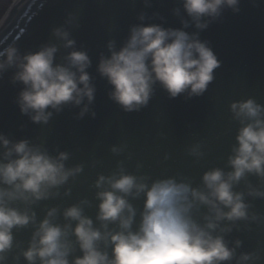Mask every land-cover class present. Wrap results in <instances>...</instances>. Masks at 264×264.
Instances as JSON below:
<instances>
[{"label":"clouds","instance_id":"clouds-1","mask_svg":"<svg viewBox=\"0 0 264 264\" xmlns=\"http://www.w3.org/2000/svg\"><path fill=\"white\" fill-rule=\"evenodd\" d=\"M141 2L151 7V0ZM175 2L170 11L179 28L146 23L164 18L141 10L123 41L108 39L107 55L98 54L95 71L109 86L108 99L123 112L147 107L157 87L169 99L199 97L215 78L220 61L199 34L225 10L238 13L240 0ZM77 27L76 14L67 12L51 29L58 43L21 53L15 40L7 46L0 41V76L12 70L9 82L22 85L14 103L33 124L47 125L67 106L79 109L74 119L96 116V87L87 71L92 61L72 36ZM189 27L194 31H185ZM60 49L65 52L58 60ZM228 111L239 125L234 143L224 167L203 171L198 185L186 177L133 174L117 160L109 174H97L92 200L47 206L39 217L40 202L70 196L66 185L84 164L69 166V151L0 133V264H258L259 249L239 251L243 241L228 237L264 224V214L251 203L264 200V105L249 97L230 102ZM125 149L121 143L109 151L119 156ZM186 152L195 162L205 155L200 142ZM135 200L142 201L139 209ZM93 207L89 216L86 209ZM21 230L30 233L23 246L15 237Z\"/></svg>","mask_w":264,"mask_h":264},{"label":"water","instance_id":"water-1","mask_svg":"<svg viewBox=\"0 0 264 264\" xmlns=\"http://www.w3.org/2000/svg\"><path fill=\"white\" fill-rule=\"evenodd\" d=\"M176 6L175 0H151L149 8L141 0H22L11 12L0 30V41L7 46L15 40L21 53L33 51L42 43H58L52 38L51 29L63 23L67 12L75 13L79 27L71 29L72 36L78 48L83 46L88 51L92 65L87 71L96 87L92 106L95 118L85 115L74 119L79 109L67 106L54 114L47 125H39L21 115L14 103L22 85L9 82L12 70L0 76V133L10 139L43 142L50 151L53 148L69 151V166L84 164L82 174L66 185L71 187L70 196L40 202L35 209L38 217L47 206L63 207L83 197L92 200V182L97 174L107 175L114 170L117 160L124 161L130 173L151 178L186 177L194 186L206 169L224 167L239 126L231 119L229 103L251 97L264 105V0H240L238 13L225 10L218 21L200 32L199 38L208 42L220 67L214 70L213 82L199 97L169 99L157 87L147 107L126 113L108 99L109 86L95 71L98 54L103 51L107 55L105 42L115 39L119 45L127 36L129 25L138 22L139 11L149 16L156 12L164 18L146 23L179 28V19L170 11ZM185 31L194 29L189 27ZM64 52L60 49L58 60ZM195 142L202 144L205 153L198 162L186 152ZM121 143L126 145L124 153L114 156L110 146ZM93 161H97L94 167L90 166ZM137 163L141 164L138 170ZM250 179L255 183L254 178ZM132 203L139 209L142 201ZM251 203L253 210L264 214V200ZM94 212V207L86 209L89 216ZM249 228L250 231H233L228 239L243 241L239 251L259 249L258 264H264V224H252ZM29 235L27 230L15 233L22 246ZM20 264H25L23 259Z\"/></svg>","mask_w":264,"mask_h":264},{"label":"rangeland","instance_id":"rangeland-1","mask_svg":"<svg viewBox=\"0 0 264 264\" xmlns=\"http://www.w3.org/2000/svg\"><path fill=\"white\" fill-rule=\"evenodd\" d=\"M8 5H9L8 0H0V20L4 16V12L7 9Z\"/></svg>","mask_w":264,"mask_h":264}]
</instances>
